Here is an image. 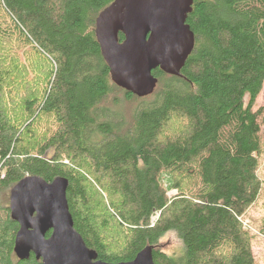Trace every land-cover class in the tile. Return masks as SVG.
Masks as SVG:
<instances>
[{
	"label": "trees",
	"instance_id": "16d2710c",
	"mask_svg": "<svg viewBox=\"0 0 264 264\" xmlns=\"http://www.w3.org/2000/svg\"><path fill=\"white\" fill-rule=\"evenodd\" d=\"M113 1L0 0V264H43L14 251L8 197L28 175L69 179L75 228L103 261H130L151 245L156 264H255L241 218L264 184V108L254 109L264 0H193L195 44L181 75L155 69L158 85L143 97L113 81L97 40V17ZM23 49L35 55L29 64ZM29 70L47 82L19 101L36 81ZM133 101L127 117L121 106ZM174 118L184 125L170 130ZM168 232L179 253L160 248Z\"/></svg>",
	"mask_w": 264,
	"mask_h": 264
},
{
	"label": "water",
	"instance_id": "95a60500",
	"mask_svg": "<svg viewBox=\"0 0 264 264\" xmlns=\"http://www.w3.org/2000/svg\"><path fill=\"white\" fill-rule=\"evenodd\" d=\"M192 4L193 0H114L100 12L96 36L118 86L143 97L158 85L155 69L181 75L195 44L187 23ZM68 186L64 176L47 181L28 175L11 188L10 214L19 224L14 251L20 259L34 254L43 264H156L151 245L130 261L99 259L75 228Z\"/></svg>",
	"mask_w": 264,
	"mask_h": 264
},
{
	"label": "rangeland",
	"instance_id": "374dc122",
	"mask_svg": "<svg viewBox=\"0 0 264 264\" xmlns=\"http://www.w3.org/2000/svg\"><path fill=\"white\" fill-rule=\"evenodd\" d=\"M13 46H14V44H13ZM13 49L15 50V48H13ZM24 51H25L24 49L18 50L17 53L23 62L29 64L31 57L35 56V55H33L31 53L30 57H29L28 55L24 54ZM28 59H30V60H28ZM35 74H36V71H34V70H29L26 73V76L31 81L33 79L34 80L36 79V81H34L33 84H31L24 92H22L21 96H17L19 101H24L25 99L35 95V93L37 95H40L42 88L45 86V84L47 82L48 75L45 76V75L39 73L35 77ZM119 98L120 99L123 98L122 93H119ZM16 102H18V101H16ZM138 104H139L138 101H133L131 103L125 102V103H123L121 108H122L123 112L125 113V115L127 117H129L130 114L132 113L133 109H135L138 106ZM7 105H8V103H7ZM16 107H17V105H16ZM22 107L23 106L21 104L20 107L16 108L15 112L16 113H20V112L22 113ZM262 107L264 108V86H263L262 91L260 92V94L257 97L254 109L258 110L259 108H262ZM44 121H45L44 124H46V121H50L52 124L55 123L52 118H48L47 120H44ZM260 123H261V127L263 130V136H264V113L260 117ZM183 125H184L183 120H180L178 118H174L170 122L169 129L170 130H177V129L181 128ZM40 132H41V134L44 133L43 130ZM43 135L44 134H42V136ZM38 136H40V134H38ZM259 175L262 178V180L264 181V153L260 157ZM177 193H178L177 189H172L171 191H169L170 196L176 195ZM105 198H107V197L105 196ZM106 201L108 202V204L110 203L109 199H106ZM8 202L10 204V194L8 197ZM241 220L243 222V226H244L245 230H247L248 234L251 237L252 250H253L254 257H255V264H264V184H263V190L261 192L260 198L246 212V214L241 218ZM109 229L111 230V228H109ZM112 233H113L112 231L111 232L107 231V232H105V235L110 237L112 235ZM181 247H182V243H181L180 239L178 238V236L176 235L175 232H168L161 239V242H160V248L169 254H173L176 252L179 253L181 250Z\"/></svg>",
	"mask_w": 264,
	"mask_h": 264
}]
</instances>
